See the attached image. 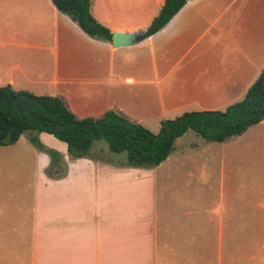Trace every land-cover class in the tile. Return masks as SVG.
Wrapping results in <instances>:
<instances>
[{
    "label": "crops",
    "instance_id": "crops-1",
    "mask_svg": "<svg viewBox=\"0 0 264 264\" xmlns=\"http://www.w3.org/2000/svg\"><path fill=\"white\" fill-rule=\"evenodd\" d=\"M163 1L91 0V14L112 33L140 32ZM253 2L264 6V0H188L165 27L136 45L115 49L109 42L88 40L87 76L81 79L69 76L66 60L59 66L34 56L57 53L59 16L51 1L0 0V87L58 97L76 116L79 110L70 106L82 92L88 114L80 119H94L111 108L103 101L116 78L100 79L108 64H118L130 77L151 64L158 88L173 81L188 84L184 95L192 108L207 100L226 109L251 86L264 58V31L248 26ZM118 4L129 9L119 13ZM256 16L262 20L264 12ZM45 32L52 45L44 43ZM194 34L197 39L180 52L183 37ZM194 49L197 53L190 55ZM27 51L33 53L27 58L31 63L20 56ZM208 55L224 68L210 81L201 79L199 69ZM181 64L189 71L181 79L170 78ZM81 85L82 90L75 88ZM172 97L163 113L144 121L146 126L153 122L159 130L172 114L186 113L190 107L173 106ZM250 129L245 138L221 143L194 132L195 138L187 136L188 131L151 169L127 167L119 155L93 148L95 142L86 157L71 158L65 143L40 133V141L61 158L48 173L50 160L38 151L37 175L27 184L30 223L10 228L12 236H0V264H264V120Z\"/></svg>",
    "mask_w": 264,
    "mask_h": 264
},
{
    "label": "trees",
    "instance_id": "trees-1",
    "mask_svg": "<svg viewBox=\"0 0 264 264\" xmlns=\"http://www.w3.org/2000/svg\"><path fill=\"white\" fill-rule=\"evenodd\" d=\"M90 38L111 43L112 32L99 24L91 14V0H50ZM188 0H164L149 30H161ZM264 120V68L247 89L243 99L224 111L186 112L172 120L160 122L153 133L114 111L98 119H77L58 98L35 95L26 90L0 87V147L14 145L21 135L30 132V142L49 156L51 166L61 156L38 140L46 133L65 143L71 158L88 155L92 144L104 140L110 152L124 153L130 168L151 169L171 154L176 139L192 131L208 142H225L241 136Z\"/></svg>",
    "mask_w": 264,
    "mask_h": 264
},
{
    "label": "rangeland",
    "instance_id": "rangeland-1",
    "mask_svg": "<svg viewBox=\"0 0 264 264\" xmlns=\"http://www.w3.org/2000/svg\"><path fill=\"white\" fill-rule=\"evenodd\" d=\"M45 1L50 3L49 0H45ZM118 8H119L118 10L119 13L125 12L129 9L128 6H122L121 4L120 5L118 4ZM252 8H253L252 16L250 21L251 23H249L248 26L252 24V28H260L264 31V19L259 20L260 19L259 16H256L264 12V6H260L259 4L253 2ZM57 14L59 16V31H60V40L58 41L57 44H55V46L57 47V53H53L51 51H42L37 54H34V56L38 60H40L43 64L44 63L53 64L55 62H58L59 66H61L63 61L66 60L64 64H66V67L68 68L67 72L70 70L69 76L72 77V75L74 74L73 77L84 79L87 75H85L86 70L84 68L83 53L88 40H91L92 38L86 35L75 24V22L72 21L66 14L61 13L58 10H57ZM67 25L68 28H66ZM145 30L146 28L141 31H145ZM66 31H69L71 37V41L69 44H67L63 38V34L67 33ZM195 33L198 34L199 31L195 30ZM197 34L184 36L183 37L184 43L179 45L181 47L179 51L185 52L189 48L191 41L193 39L194 40L197 39ZM207 38L208 36H204L196 46L200 47V43L206 41ZM50 39L51 37L49 35V32H45L44 43L48 45H52ZM68 48L72 50L71 54L65 53ZM121 50H125V48ZM197 51H198L197 49H194L190 55L196 54ZM32 55L33 53L30 51L20 53L21 57L26 56L25 63H31V61H28L27 58ZM222 57L225 59L226 62V56L223 55ZM204 58L206 59L203 60V64H201L199 68L201 69V75H202L200 77L201 79L203 78L206 81L208 80L210 81L215 72H220L221 70H224V68H222L218 64H213L216 60L215 58L214 60H212L210 56L209 57L205 56ZM71 64L76 66V68L75 67L71 68L72 67ZM135 65L136 64H133L132 66ZM259 66H260L259 68V74H260V72L264 68V58L262 60V64H259ZM141 69L142 68H138V71H140ZM134 70L136 72V69ZM188 71H189V67L182 70V64H181L176 68L175 70L176 73L170 76V78L181 79L183 78V73H187ZM258 75L255 76V78L252 80V82H250L249 85H251L257 79ZM107 76L115 77L116 82L114 80L111 81L112 83L108 87L107 90L108 94L106 93V97L103 101V104L106 103L111 105L109 111L112 109V111L118 113L119 115L125 117L126 119H128L133 123H139V121L142 122L140 124L148 128L153 133H156L158 131V125H155V123L151 122L152 124L146 126V124H144V121L152 118L153 115L155 114L159 115L160 112L163 113V108H166V104L169 102L168 98L170 95L173 96L172 97L173 100L174 99L176 100L175 102L171 101V104H173V106H177L180 104L184 105L185 107L189 106L190 108L184 110L186 112H190L189 109L192 108L190 103L191 101H187L186 96L184 95L190 92L189 85L183 83H176L175 81H173L167 83L166 86H164L163 88H158V86H156V76L153 74V69L151 64H147V66L144 68L142 72L132 75L131 77L128 74H126V71L118 68V64H108L107 72L103 74L100 79L104 80V78H106ZM75 88L82 90L84 86L82 85L75 86ZM33 93L39 94L40 92L35 90L33 91ZM245 93H246V89L236 96L234 100L235 102H232V104L241 101ZM84 101L85 100L81 92L77 96V102L76 101L75 103L73 102V106H70L72 107V109H75L74 107L76 105L77 110H79L77 116L74 114L75 113L73 112L74 110H72V113L76 116L77 119H80L82 115L88 114L86 112L87 109H85L82 106ZM200 101L203 103L200 106L193 107L192 108L193 110L207 109V108L212 111L225 110V108H223L222 106L217 109L209 104H206L207 100H200ZM181 109H184V107ZM142 114H144V116H142ZM102 115L103 114L95 117L94 119H98ZM175 115L177 114H172V116L165 118L173 119L175 118ZM250 128H248L246 132L243 135H241L242 136L241 138H245L246 136H249V134H252L249 133V132H253V129ZM187 134H188L187 136H192L194 133H192V131H189V133ZM194 136L197 135L194 134ZM194 136L192 137L195 138ZM29 137H30V132H25L21 135L19 141L14 145L0 147V236L1 237H8L9 235L12 236L13 234H11L10 228L20 227V226L24 227L26 225H29L31 220L30 208L32 202L31 199L32 191L31 189L27 188V184L29 183L31 184L32 181L31 182L29 181L37 175L39 163L36 159L39 150L30 142ZM187 139H188L187 137H184L182 140H187ZM38 140L40 141L39 135H38ZM56 141L61 143V141H58L57 139ZM40 143L42 142L40 141ZM99 147L106 148L109 151L108 145L104 140H99L94 143L93 148H99ZM90 151H92V149H90ZM117 155H119V157L123 158L124 160L126 159L124 153ZM52 167L53 166H51V161H50V168L47 170L48 173L53 172ZM159 247L161 248L163 247V245L159 244Z\"/></svg>",
    "mask_w": 264,
    "mask_h": 264
},
{
    "label": "water",
    "instance_id": "water-1",
    "mask_svg": "<svg viewBox=\"0 0 264 264\" xmlns=\"http://www.w3.org/2000/svg\"><path fill=\"white\" fill-rule=\"evenodd\" d=\"M152 36L149 30L134 32V33H120L114 32L112 34L111 45L113 48H121L136 45L145 39Z\"/></svg>",
    "mask_w": 264,
    "mask_h": 264
}]
</instances>
